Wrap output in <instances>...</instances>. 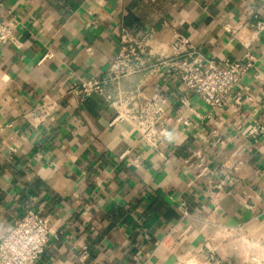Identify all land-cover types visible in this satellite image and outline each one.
<instances>
[{
    "label": "crops",
    "instance_id": "obj_1",
    "mask_svg": "<svg viewBox=\"0 0 264 264\" xmlns=\"http://www.w3.org/2000/svg\"><path fill=\"white\" fill-rule=\"evenodd\" d=\"M0 21L17 35L0 48V235L32 208L50 225L35 264H176L208 248L224 264H264V29L250 26L264 0H0ZM123 30L253 65L214 111L166 67L111 87L142 105L163 96L154 146L103 96L71 91L108 78ZM224 226L260 249L249 255Z\"/></svg>",
    "mask_w": 264,
    "mask_h": 264
},
{
    "label": "built area",
    "instance_id": "obj_2",
    "mask_svg": "<svg viewBox=\"0 0 264 264\" xmlns=\"http://www.w3.org/2000/svg\"><path fill=\"white\" fill-rule=\"evenodd\" d=\"M250 26L261 31L264 29V22L257 21ZM152 39L151 33L135 36L128 30H123L118 51L107 70L108 78L82 80L71 91L83 98L92 93L103 96L116 108V119L130 121L143 138L157 146L166 132V130L157 132L155 129L164 113L165 99L163 96L155 93L150 98H145L146 103L142 105L138 103L137 94L123 93L115 97L111 87L119 88L123 79L141 71L166 67L187 91L197 95L214 111L223 107L252 67L253 61L248 56L247 60L205 57L195 49L188 38L180 34L172 39L170 52H166L162 46H152ZM16 41L15 27L0 21V48ZM55 109L54 101H48L38 107L36 112L40 113L39 121H44ZM229 183L230 181H223L218 187L223 189ZM172 234L173 231L168 236ZM222 234H225L223 236L228 240L232 239L235 243L245 245L249 250V255L250 252L260 249V243L251 240L243 232L242 226L237 228L224 226ZM49 236L48 219L29 208L15 220L12 229L7 234L0 235V264H35L44 253ZM208 249V252L200 249L194 255L179 260L176 264H224L215 249ZM259 255L262 257V252Z\"/></svg>",
    "mask_w": 264,
    "mask_h": 264
}]
</instances>
